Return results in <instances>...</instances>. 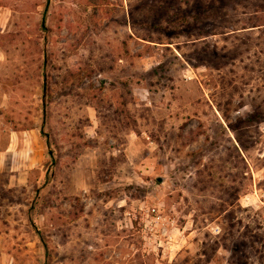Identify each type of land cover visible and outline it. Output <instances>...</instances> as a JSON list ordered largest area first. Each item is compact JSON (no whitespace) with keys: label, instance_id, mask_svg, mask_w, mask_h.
I'll list each match as a JSON object with an SVG mask.
<instances>
[{"label":"rangeland","instance_id":"rangeland-1","mask_svg":"<svg viewBox=\"0 0 264 264\" xmlns=\"http://www.w3.org/2000/svg\"><path fill=\"white\" fill-rule=\"evenodd\" d=\"M0 126V264H264V0H0Z\"/></svg>","mask_w":264,"mask_h":264},{"label":"crops","instance_id":"crops-1","mask_svg":"<svg viewBox=\"0 0 264 264\" xmlns=\"http://www.w3.org/2000/svg\"><path fill=\"white\" fill-rule=\"evenodd\" d=\"M0 128H2L1 126H0ZM24 137H23V135L21 134V133H12V135L9 137V141H8V145L6 146V148L5 149H2L1 151H0V157H2L4 154H6V153H15V152H17V148H18V146H19V142L20 141H22L23 142V139ZM1 139V138H0ZM17 140V141H16ZM16 142L18 143L17 145H15L16 144ZM45 158H43L41 155H40V157H36L35 158V160H36V165L37 164H39V162L40 161H43ZM17 161H15V163L18 165V171L20 172L23 168H21V167H23V162L21 163V162H19L18 163V159H16ZM33 162H34V160H33ZM24 166H25V170L28 168V165H27V163H24ZM30 167H33V166H30ZM24 169H23V172H25L24 171ZM31 169V168H30ZM23 178V176H16V177H14L13 179L15 180V184L16 185H23L24 183H26L27 182V180H28V172H27V175H26V179H25V182H23V180L21 181V179ZM13 179H11V181H10V183L12 182V180ZM20 183V184H19Z\"/></svg>","mask_w":264,"mask_h":264},{"label":"trees","instance_id":"trees-1","mask_svg":"<svg viewBox=\"0 0 264 264\" xmlns=\"http://www.w3.org/2000/svg\"><path fill=\"white\" fill-rule=\"evenodd\" d=\"M106 85H107V81L104 80V90H105ZM42 93H43L44 100H45V94L47 93V86H46V85L43 86V92H42ZM123 105H124V104H123ZM124 106H125V105H124ZM45 112H46V110H45ZM116 114L118 115L119 113L116 112ZM44 125H45V122H43V126H42V128H44ZM41 134H42L43 136H46L45 133H44V131H42ZM236 149L238 150L237 147H236ZM49 154H50V155L52 156V158H53V153H52V151H51Z\"/></svg>","mask_w":264,"mask_h":264},{"label":"built area","instance_id":"built-area-1","mask_svg":"<svg viewBox=\"0 0 264 264\" xmlns=\"http://www.w3.org/2000/svg\"><path fill=\"white\" fill-rule=\"evenodd\" d=\"M262 204H264V202L261 201Z\"/></svg>","mask_w":264,"mask_h":264}]
</instances>
